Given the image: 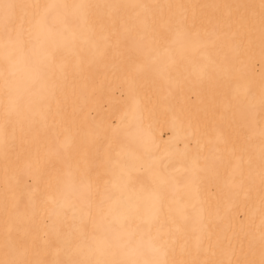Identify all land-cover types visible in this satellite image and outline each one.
Listing matches in <instances>:
<instances>
[{
    "label": "bare ground",
    "instance_id": "1",
    "mask_svg": "<svg viewBox=\"0 0 264 264\" xmlns=\"http://www.w3.org/2000/svg\"><path fill=\"white\" fill-rule=\"evenodd\" d=\"M5 2L94 7L71 18L83 37L66 32L58 50L36 39L32 8L17 10L12 42L0 22V71L6 52L19 59V104L0 78V258L7 191L20 211L35 210L43 232L67 236L57 214L66 215L74 243L80 232L101 235L107 194L134 204L120 222L146 247L161 225L171 233L169 260L262 264L264 0ZM36 65L48 75L31 87ZM6 104L21 115L5 126ZM127 153L134 169L123 168ZM122 170L132 177L123 192ZM107 258L125 257L112 248Z\"/></svg>",
    "mask_w": 264,
    "mask_h": 264
},
{
    "label": "snow or ice",
    "instance_id": "2",
    "mask_svg": "<svg viewBox=\"0 0 264 264\" xmlns=\"http://www.w3.org/2000/svg\"><path fill=\"white\" fill-rule=\"evenodd\" d=\"M94 6L89 4H16L8 3L0 0V22L3 24L4 35L8 42H12L15 14L17 10L27 16V10L32 8L33 18L32 25L36 30V39L43 43L50 44L53 49L59 48L60 43L65 40V33H71L73 39L78 36L83 37V33L71 27V18H81L88 10ZM112 8H119L120 5H110ZM143 7V6H141ZM7 48V45L5 46ZM6 60L8 69L0 71V78L4 81V90L8 95L11 104H19V98L12 100L14 93L18 94L19 89L15 86L14 81L16 72L14 71L19 59H13L10 52H6ZM31 87L43 85L48 75L45 65H36L31 68ZM31 91V88L29 89ZM35 101L29 96L28 106L31 107ZM19 117L21 113L13 111L9 105L4 106V125L11 123L13 115ZM50 153H45V158ZM128 163L124 169H134L136 167V159L131 153H127ZM196 161H193L195 166ZM131 175L123 170L117 177L120 190L123 192L128 190L131 182ZM7 183V182H6ZM4 238H3V258H0V264H192L191 261L169 260L167 257L170 252V242L175 243V238L170 232L164 230L161 225L154 237L158 244H144L142 236H137L135 230L127 231L125 224L121 223V219H126L127 215L133 210L134 204L131 201L122 199H113L107 194H101L100 205L98 207L99 215L104 221L101 228V235L92 236L91 239L85 237L80 232L79 243H74L77 239L73 226L68 224L66 215H58L60 221L69 228L67 236L55 226L52 227L51 233L43 232L36 220V213L32 214L27 211H20V205L13 198L9 202L7 191L4 197ZM105 203L108 204L105 210ZM54 214V210L49 215ZM110 217V219H109ZM78 231V230H77ZM30 232L34 235L28 236ZM14 233H24L27 238H18ZM53 240L59 243V247L53 246ZM86 248V252H85ZM112 248L119 251L123 259H108ZM63 252L68 259H52L46 260L42 257L51 253L59 256ZM114 254V253H113ZM84 255L85 258H71L74 256ZM264 264V261H262Z\"/></svg>",
    "mask_w": 264,
    "mask_h": 264
}]
</instances>
